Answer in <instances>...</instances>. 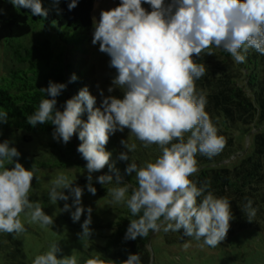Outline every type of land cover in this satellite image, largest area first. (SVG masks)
Segmentation results:
<instances>
[{"label": "clouds", "instance_id": "clouds-1", "mask_svg": "<svg viewBox=\"0 0 264 264\" xmlns=\"http://www.w3.org/2000/svg\"><path fill=\"white\" fill-rule=\"evenodd\" d=\"M59 4L60 0H53ZM15 8L30 9L34 16L46 17L48 11L41 0H10ZM148 4L151 11L142 5ZM77 6L71 0L69 10ZM92 44H99V51L110 57V67L117 75L112 85L123 90V98L102 97L100 107H95L96 97L87 87L68 99L63 110H58L57 97L66 89L64 83L49 81L41 88L48 98L40 101L38 108L27 117L36 126L51 122L55 126L54 139L67 144L78 132L81 141L77 151L87 162V190L95 195L92 186L95 172L109 166L115 172V183L121 185L122 177L114 164L109 165L111 153L105 150L111 134L129 129L144 146L156 144L162 150L154 163L138 167L131 162L125 171L136 173L138 187L128 196L129 186L108 189L111 203L125 204L133 217L127 228L125 240L147 237L149 232H178L183 229L187 237H194L203 244L216 247L224 241L230 228L232 212L226 197L217 198L209 191L210 182L199 187L190 179L197 171V153L212 158L226 145L223 136L205 111L206 94L196 91L195 81L205 75L206 67L194 57L201 53L214 54L212 49L229 53L234 62L244 63L250 49L264 55V0H120L110 10H102L94 20ZM73 75L69 82L75 81ZM109 87L108 92H113ZM87 113V120L81 117ZM7 112L0 111V123L7 122ZM186 134L187 135L186 138ZM175 141V142H174ZM127 152L118 159L129 160L128 153L136 144L121 140ZM20 152L10 147L9 141L0 143V233L19 235L26 229L20 215L25 213L29 223L53 225L41 204L29 199L35 166L26 169L14 162ZM14 163V167L6 165ZM101 185L113 183V175L97 178ZM67 189L66 195L63 190ZM83 189L73 186L68 176L60 173L51 181L48 193L53 203H65L63 212L71 211L73 222H78L85 212L82 206ZM198 198L200 202L198 203ZM253 201L246 198L243 211L249 221L256 216ZM81 240L88 239L92 230V208L87 209ZM142 213V214H141ZM189 244L185 243L187 248ZM58 243L37 255L32 264H78L75 255L58 258ZM84 264H115L97 254ZM122 264H141L139 254H129Z\"/></svg>", "mask_w": 264, "mask_h": 264}, {"label": "trees", "instance_id": "trees-1", "mask_svg": "<svg viewBox=\"0 0 264 264\" xmlns=\"http://www.w3.org/2000/svg\"><path fill=\"white\" fill-rule=\"evenodd\" d=\"M42 6L48 11L46 17L34 16L30 9L15 8L10 0H0V44L7 39H17L31 32L32 24L39 23L43 28L57 33L69 51H78L79 46L88 38L93 26V8L95 0H77V6L69 10L71 0H60L59 4L53 0H41ZM120 0L117 1V6ZM147 11H151L148 4L142 5ZM73 46V47H72ZM73 48V49H72ZM76 48V49H75ZM65 49L54 50L49 39L39 40L35 45L23 49V52H14L16 62L20 67H13L0 79V111H6L7 123L17 131L26 133L25 142H31L33 135L38 133L53 134L55 126L51 122L32 126L27 122V117L38 108L40 101L48 98L46 93L40 91L46 88L49 81L64 83L66 89L56 98L57 109L63 110L65 102L76 96L86 87V82L80 78L76 65L66 64L64 61ZM77 72V73H76ZM75 75V81L69 82ZM199 81V79L197 80ZM195 81V83L197 82ZM219 93L210 96L215 106H221L224 115L210 119L218 129V135L223 136L226 145L216 156L208 158L197 153L198 171L190 177L199 187L206 181L210 182L209 191L217 198L226 197L231 206L232 220L224 241L216 247L203 244V238L197 241L194 237H187L183 229L178 232H167L163 229L157 232L162 234L164 250L170 255L176 254L177 259H158L153 247L148 245L149 239L154 232H149L147 237H137L135 240H125V234L133 217L130 210L125 211V216H120L115 221H105L96 214H91L92 223L90 229L102 234L104 242L94 244L93 252H85L92 258L99 254L102 259L110 260L115 264H122L129 254H139L141 264H167L192 263V260L208 259L218 264H264V97L260 98V108H254L252 103L245 101L238 93L233 99L226 92L228 85H221ZM89 90V89H88ZM90 94L91 91L89 90ZM230 103V104H229ZM261 129L260 132H255ZM241 131L249 137L250 147L245 149L235 144V133ZM187 135L186 134V138ZM68 142V149H75L74 136ZM59 139H56L54 145ZM61 141V140H60ZM175 142V141H174ZM154 145V144H153ZM158 156L162 155L159 146ZM245 150V153H242ZM235 157L230 164H223ZM43 168H67L72 167L74 162L57 161L54 163L36 162ZM144 167L146 164H138ZM75 165H79L76 163ZM109 173H115L108 170ZM124 173L125 170H124ZM129 186L128 194L138 187L136 174L127 176L121 185ZM96 193L103 190L96 185ZM87 190V187L85 188ZM246 198L253 201L256 216L249 221L243 206ZM201 198H198V203ZM142 214V213H141ZM88 215H82L74 225L82 230L81 225ZM67 218H71L70 215ZM185 243L189 244L187 248ZM15 260L22 264H29L26 254L8 236L0 233V264H11ZM21 260H25L21 261Z\"/></svg>", "mask_w": 264, "mask_h": 264}, {"label": "rangeland", "instance_id": "rangeland-1", "mask_svg": "<svg viewBox=\"0 0 264 264\" xmlns=\"http://www.w3.org/2000/svg\"><path fill=\"white\" fill-rule=\"evenodd\" d=\"M118 0H95L93 8V26L89 39L87 38L82 43L78 51H69L64 48V44L54 31L46 30L39 23H33L31 32L17 39H7L0 44V79L13 67H20L16 62L14 52L16 50L23 52V49L35 45L39 40L49 39L53 44V49L61 50V46L65 49L64 61L66 64L76 65V71L80 72V78L86 82V87L91 91L92 95L96 97L95 107H100L102 97L100 91H103L104 96H115L117 98H123V90L112 85L113 78L117 75L114 68L110 67V57L106 53L99 51V44L93 45V33H94V20L98 21L100 12L102 10H110L117 7ZM169 0H165L168 3ZM73 47V46H72ZM73 49V48H72ZM76 49V48H75ZM212 55L201 53V56L194 57L197 63H203L206 67V72L203 77L195 83L196 91L199 94L203 91L206 94L207 104L205 111L213 118L224 115L223 108L215 106L211 102L210 96L219 93V91L226 86V89L230 91L226 92L233 99H236L235 93H238L245 101L252 103L257 112L260 108V98L264 97V55L256 52L254 49H250L246 55L244 63H235L231 55L222 49L213 48ZM76 72V73H77ZM114 87L113 92L109 93L108 88ZM230 104V103H229ZM82 120H87V113L85 112ZM261 129H256L255 132H260ZM26 133L17 131L12 125L6 123H0V143L9 141L10 147H16L20 152L18 158H13L14 162L21 163L26 169L31 170L33 166H39L36 162L54 163L57 161L74 162L79 165L73 164L72 167L67 168H43L36 169L35 176L32 181V191L30 192L29 199L31 201H38L44 212L52 216L53 225L41 226L39 223H29V218L25 213H21L20 219L24 224L25 231L19 235L12 233H2L13 240L18 247L26 254L28 263L32 264V261L37 255L45 253L49 246L56 242L61 248V253H58V258L63 256L75 255L78 260V264H84L86 259L90 257L85 255V252H93L94 244H101L104 242L102 234L99 231H92L88 239L81 240L79 233L82 230L78 229L71 216L72 208L69 212H63V206L65 203L72 204L73 197H69L67 202L58 200L53 203L49 200L48 193L51 188V181L56 178L60 173H64L68 176L69 180L73 181V186H79L83 189V195L81 198L82 206L85 208V212L82 215H88L87 209L92 208L91 214H96L105 221H115L120 216H125V211L128 209L125 204H113L111 203V196L108 195V189L117 187L115 183L116 173H109V166H105L100 172L92 174V185L98 186L103 190L102 193L91 194L85 188L87 187V169L86 161L82 158V155L77 151V148L81 141L78 139V132L74 135L75 149L71 152L68 149V143L64 144L59 139L57 144L54 145L56 139L53 138V134L38 133L33 135L31 142H25L24 135ZM235 144L241 148H249L250 141L248 135H243L241 131L235 133ZM58 139V138H57ZM73 139V138H72ZM72 139L70 141H72ZM121 140H125L128 143H135L136 149L133 152L128 153L129 160L121 161L118 159L120 153L127 152V149L121 144ZM158 145L152 144L147 147L144 143L138 140L129 129L125 128L122 132L117 131L111 134L109 141L105 146V150L111 153L109 165L115 166L119 175L124 180L127 176H133V173H124V170L131 162L138 163L140 165L147 164L149 162L154 163L158 156ZM245 153V150L242 152ZM235 157H232L223 164H230ZM8 168L14 167V163L6 165ZM126 172V171H125ZM109 174L113 175V183L107 185H101L97 182V177L100 175ZM136 174V173H135ZM65 194H68V190H63ZM129 196V194L127 193ZM153 247L158 259H177V255L173 254L168 256L164 250L163 236L157 235L154 232L152 236ZM89 250V251H88ZM24 261L25 260H21ZM11 264H22L19 261L12 260ZM167 264H172L168 262ZM176 264V263H174ZM179 264V263H177ZM181 264V263H180ZM184 264H218L210 262L208 259L192 260V263Z\"/></svg>", "mask_w": 264, "mask_h": 264}, {"label": "water", "instance_id": "water-1", "mask_svg": "<svg viewBox=\"0 0 264 264\" xmlns=\"http://www.w3.org/2000/svg\"><path fill=\"white\" fill-rule=\"evenodd\" d=\"M251 135V133L248 135V137ZM152 236L150 237V239H149V242H148V245H149V247L151 248V242H152Z\"/></svg>", "mask_w": 264, "mask_h": 264}]
</instances>
